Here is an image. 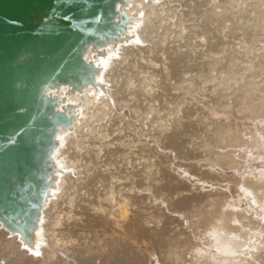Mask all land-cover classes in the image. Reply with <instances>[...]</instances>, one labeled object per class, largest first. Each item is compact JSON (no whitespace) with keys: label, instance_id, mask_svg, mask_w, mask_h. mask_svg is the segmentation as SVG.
I'll return each mask as SVG.
<instances>
[{"label":"bare ground","instance_id":"bare-ground-1","mask_svg":"<svg viewBox=\"0 0 264 264\" xmlns=\"http://www.w3.org/2000/svg\"><path fill=\"white\" fill-rule=\"evenodd\" d=\"M126 2L129 40L105 47L103 58L85 54L95 66L112 56L96 78L103 90H59L76 108L71 131L57 134L63 140L52 159L59 172L41 211L44 223L33 249L0 225L4 264H155L153 253L185 264L193 236L215 220L261 226L255 217L264 214L249 208L253 198L264 201V167L238 180L223 173L237 167L238 149L260 152L264 137L231 126L245 117L263 123L264 0ZM137 37L142 43L132 44ZM152 75L159 77L156 91L146 90ZM181 117L178 133H168ZM229 181L243 203L228 204L218 184ZM85 215L92 220L82 221ZM36 250L40 256L31 254ZM257 260L264 264V255Z\"/></svg>","mask_w":264,"mask_h":264},{"label":"water","instance_id":"water-1","mask_svg":"<svg viewBox=\"0 0 264 264\" xmlns=\"http://www.w3.org/2000/svg\"><path fill=\"white\" fill-rule=\"evenodd\" d=\"M111 2L0 0V225L28 249L34 248L37 213L55 188L57 134L72 129L76 106L65 104L59 90L82 92L67 83L66 64L79 48L103 58L105 47L130 38L128 15L120 27L94 19L107 17ZM90 62L86 83L94 77L91 87L103 90L95 83L100 69Z\"/></svg>","mask_w":264,"mask_h":264},{"label":"clouds","instance_id":"clouds-1","mask_svg":"<svg viewBox=\"0 0 264 264\" xmlns=\"http://www.w3.org/2000/svg\"><path fill=\"white\" fill-rule=\"evenodd\" d=\"M149 80L152 87L146 90H158L159 77L152 75ZM183 124L184 118L181 117L179 125L171 123L166 131L176 134ZM258 150L264 153V137L260 138ZM249 156L251 158V153ZM259 162L264 165V155L260 156ZM261 171L264 175V168ZM248 193L250 197L253 195L252 192ZM256 208L259 209L260 214H264V201L258 203L257 199L253 198L249 212H254ZM255 218L261 221L258 230L245 226L237 219L215 220L200 236L195 238L198 246L192 248L188 253V261L185 264H261L257 260V256L264 255V215H257ZM181 219H184L185 226H190L191 222L185 219L183 214H181ZM170 256L171 253L167 255L153 253V260H155V264H166V260ZM0 264H4V261L0 260Z\"/></svg>","mask_w":264,"mask_h":264},{"label":"snow or ice","instance_id":"snow-or-ice-1","mask_svg":"<svg viewBox=\"0 0 264 264\" xmlns=\"http://www.w3.org/2000/svg\"><path fill=\"white\" fill-rule=\"evenodd\" d=\"M91 0H84V3H90ZM110 8L109 15L105 17L103 13H99L96 17H94L97 22H101L104 19H107L109 23L115 24L117 27H120L121 24L126 23L124 20V17H126L127 13L124 11V8L126 5L124 4V0H114V2H111L108 6ZM144 13L141 12L140 16L143 17ZM136 28L140 27V24L135 25ZM83 28V26H82ZM84 31H87V29H83ZM130 34V33H129ZM132 44L140 45L142 42L137 37L136 39L131 41ZM86 47L84 48H79V50L76 52L75 56L72 58L70 62L66 64V66L70 67V74H69V79L67 83L72 86L73 90H81V91H86L89 87L93 86V80L95 79L94 77H91V83H86V81L89 78V71L88 69L91 66V62L87 61V57L84 56V52L86 51ZM116 58H119L118 51L114 53ZM83 58L84 62H80V58ZM112 59V56H109L107 60L102 59L99 61V64L97 67L103 66L105 69L108 66V61ZM73 61H75L73 63ZM65 68V67H64ZM95 83L98 84H103L104 81L103 79L96 80ZM103 95V93H101ZM57 139L63 140V137H57ZM56 191H59V189H56ZM56 191L52 193L53 196L56 195ZM241 192L245 194V196H249V193L245 191L243 187L240 189ZM42 207H46L45 205H42ZM37 221L39 224L44 223V218L41 216L39 213H37ZM37 235H40L38 232ZM39 245H37V249H39ZM32 255L34 256H40V251H32Z\"/></svg>","mask_w":264,"mask_h":264},{"label":"rangeland","instance_id":"rangeland-1","mask_svg":"<svg viewBox=\"0 0 264 264\" xmlns=\"http://www.w3.org/2000/svg\"><path fill=\"white\" fill-rule=\"evenodd\" d=\"M157 56V55H156ZM264 79V77H263ZM219 115V116H218ZM217 118H221V120L223 121H227L229 119V117L226 115L223 116L222 113H219L217 114ZM263 123L262 124H258V120H253L251 119V117H245L243 119H237L235 120L231 126L234 128V130L237 132H240L241 135H243L245 132H247V130H249L250 128H254L255 130H257L259 133H261L262 135L264 134V118H262L261 120ZM136 123V124H135ZM134 123V125L136 127H134V130L133 132L135 134H138L140 131H138V129L140 130V125L138 124V122L136 121ZM137 132V133H136ZM264 136V135H263ZM149 142L146 141V143ZM149 144V143H148ZM249 149H246V148H240L237 150L238 152V158L236 159V162L238 163L237 167L235 169H230L228 171H225V173H223L225 175V177H231L232 179L234 178L235 180H238L241 176L245 175L246 173H249L251 172L252 170H254L255 168H261V167H264V165H261L259 160H260V156L261 155H264V153L262 152H258L257 150H249ZM239 152H242V153H239ZM249 153H251V158L249 156ZM256 157V158H255ZM184 165H186V162L184 163ZM174 167V166H173ZM177 167V166H176ZM174 167V169H178L180 170V168H176ZM185 167V166H184ZM184 167H181L182 169H185ZM219 171V170H218ZM218 173H222L221 171H219ZM202 184H207L206 182L205 183H201ZM226 185V186H225ZM234 181H229V182H226V183H222L221 185L218 184V186H220V188L222 190H225L227 192V195L229 196L228 198V204L229 205H234L236 204L237 202H239L241 199L242 201L245 200L242 196L239 195V192H237L236 194H233V189H234ZM202 186H205V185H202ZM198 187V186H196ZM226 187V188H225ZM205 190V189H204ZM203 191V190H202ZM232 192V193H231ZM233 194V195H232ZM236 195V196H235ZM234 197V198H233ZM236 198V199H235ZM239 198V199H238ZM231 200V201H230ZM240 201V202H242ZM234 204H233V203ZM243 203V202H242ZM241 203V204H242ZM250 205V204H249ZM251 206V205H250ZM87 215H91V213H87ZM85 218H83L82 216V221L84 220H92V217H89V216H84ZM89 217V218H88ZM173 217H177V216H173ZM85 234H87V231L85 230L84 232ZM197 236H200L199 234H197L196 236H193V247H196L198 246L197 244V241H195V238ZM196 242V243H195Z\"/></svg>","mask_w":264,"mask_h":264}]
</instances>
